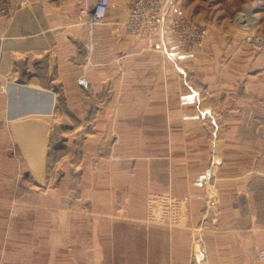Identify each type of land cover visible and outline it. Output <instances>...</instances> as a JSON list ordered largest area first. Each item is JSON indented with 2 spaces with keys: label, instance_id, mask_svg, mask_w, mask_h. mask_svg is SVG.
I'll return each instance as SVG.
<instances>
[{
  "label": "rangeland",
  "instance_id": "374dc122",
  "mask_svg": "<svg viewBox=\"0 0 264 264\" xmlns=\"http://www.w3.org/2000/svg\"><path fill=\"white\" fill-rule=\"evenodd\" d=\"M18 1L0 0L12 6L0 22L15 16ZM127 3L130 9L137 2ZM161 14L163 26L130 32L140 46L125 63L134 72L122 79L123 89L97 90V77L87 78L86 69L70 75L58 104L39 118L47 136L40 173L28 168L18 141L0 139V264L128 262L129 236L107 244L95 219L121 207L135 184L119 157L170 154L183 146L184 139L160 137L192 129V122L178 123L180 116L203 118L206 130L242 131V139L228 142L264 148V0H163ZM40 69L49 72L45 60ZM81 78L87 87L77 85ZM144 84L155 87L140 89ZM167 84L174 90L164 89ZM181 98L188 100L183 106ZM143 179L140 171L133 180ZM150 193L158 192L146 199ZM144 222L161 226L146 212ZM142 249L138 244L137 254ZM153 253V264H160L159 247Z\"/></svg>",
  "mask_w": 264,
  "mask_h": 264
},
{
  "label": "crops",
  "instance_id": "0c3cea01",
  "mask_svg": "<svg viewBox=\"0 0 264 264\" xmlns=\"http://www.w3.org/2000/svg\"><path fill=\"white\" fill-rule=\"evenodd\" d=\"M95 1L20 0L15 16L0 22V139L18 141L33 171L43 169L47 138L39 118L58 104L70 75L86 69L87 78L97 77V90L115 91L123 89L122 79L134 72L125 63L140 44L125 27L127 0L110 6L103 24L90 29L81 10ZM41 60L48 73L41 72ZM87 78L77 79V85L87 87ZM171 85L156 87L174 90ZM140 87L151 91L155 86ZM194 99L200 102L199 90ZM186 101L181 98L177 105ZM180 117L178 123L192 122V129L160 137L184 139L182 147L170 154L137 158L131 152L119 157V168L127 170L135 184L121 207L103 220L94 218L97 235L107 244L118 234L129 236L125 264H153L155 246L160 264H264L258 258L264 248V148L228 142L242 139V131L206 130L203 118ZM185 139L192 140V148ZM140 171L143 181L133 180ZM165 190L185 204V222L177 228L145 226L146 194ZM138 244L143 245L142 254H137Z\"/></svg>",
  "mask_w": 264,
  "mask_h": 264
},
{
  "label": "built area",
  "instance_id": "2783aa9c",
  "mask_svg": "<svg viewBox=\"0 0 264 264\" xmlns=\"http://www.w3.org/2000/svg\"><path fill=\"white\" fill-rule=\"evenodd\" d=\"M129 9L125 27L129 32L144 30L152 32L157 26H163L161 14L163 0H136ZM110 7V0H96L90 6L83 8L81 13L86 18V25L92 29L102 25ZM12 6L8 2L0 3V20L11 15ZM178 21H184V16L178 12ZM5 90V86L2 87ZM146 217L153 223L177 228L182 226L186 218V207L183 201L170 192L150 193L146 199ZM202 250V249H201ZM258 258L264 261V248L258 250Z\"/></svg>",
  "mask_w": 264,
  "mask_h": 264
},
{
  "label": "bare ground",
  "instance_id": "6f19581e",
  "mask_svg": "<svg viewBox=\"0 0 264 264\" xmlns=\"http://www.w3.org/2000/svg\"><path fill=\"white\" fill-rule=\"evenodd\" d=\"M238 20V19H237ZM40 144V143H39ZM27 146H28V144H26ZM25 145V146H26ZM31 145H33V144H31ZM25 148V147H24ZM34 161V160H33ZM35 162H36V160H35ZM35 171H36V173H40V170L39 169H34Z\"/></svg>",
  "mask_w": 264,
  "mask_h": 264
}]
</instances>
